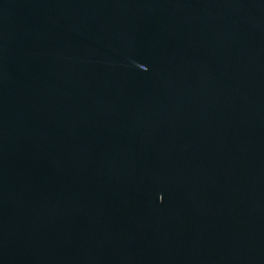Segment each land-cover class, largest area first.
Segmentation results:
<instances>
[{"label":"water","instance_id":"water-1","mask_svg":"<svg viewBox=\"0 0 264 264\" xmlns=\"http://www.w3.org/2000/svg\"><path fill=\"white\" fill-rule=\"evenodd\" d=\"M0 264H264V0H0Z\"/></svg>","mask_w":264,"mask_h":264}]
</instances>
